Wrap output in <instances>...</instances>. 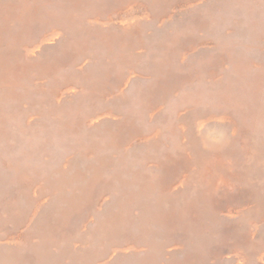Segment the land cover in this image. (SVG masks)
Segmentation results:
<instances>
[{
	"label": "rangeland",
	"instance_id": "rangeland-1",
	"mask_svg": "<svg viewBox=\"0 0 264 264\" xmlns=\"http://www.w3.org/2000/svg\"><path fill=\"white\" fill-rule=\"evenodd\" d=\"M0 92V264H264V0H0Z\"/></svg>",
	"mask_w": 264,
	"mask_h": 264
},
{
	"label": "bare ground",
	"instance_id": "bare-ground-1",
	"mask_svg": "<svg viewBox=\"0 0 264 264\" xmlns=\"http://www.w3.org/2000/svg\"><path fill=\"white\" fill-rule=\"evenodd\" d=\"M233 2H234V0H233ZM233 7H234V6H233ZM237 10H238V9H237ZM232 11H234V10H232ZM221 12H222V11H221ZM221 14H222V13H221ZM222 15H223V14H222ZM224 17H225V15H224ZM224 19H226V18H224ZM212 23H213V22H212ZM222 23H223V22H222ZM217 24H218V23H217ZM215 27H216V25H215ZM216 28H217V27H216ZM219 39H220V38H219ZM220 42H221V41H220ZM219 49H221V48H219ZM222 49H223V48H222ZM229 49H231V48H229ZM214 56H215V55H214ZM206 61H207V60H206ZM207 62H208V61H207ZM205 63H206V62H205ZM205 65H206V64H205ZM234 68H235V67H234ZM211 69H212V68H211ZM236 70H238V69H236ZM237 72H238V71H237ZM236 74H237V73H236ZM237 75H238V74H237ZM197 78H198V77H197ZM199 80H200V79H199ZM216 87H217V86H216ZM232 87H233V86H232ZM5 90H6V89H5ZM214 92H215V91H214ZM0 93H1V92H0ZM223 95H224V94H223ZM226 95H227V94H226ZM245 95H246V94H245ZM250 97H251V95H250ZM11 107H12V106H11ZM218 114H219V113H218ZM75 134H76V133H75ZM193 145H194V144H193ZM159 146H160V145H159ZM78 160H79V159H78ZM77 165H78V164H77ZM100 165H101V164H100ZM93 168H94V167H93ZM237 168H238V167H237ZM98 169H99V168H98ZM128 170H129V169H128ZM56 171H58V170H56ZM68 171H69V170H68ZM94 171H97V168H96V170H94ZM98 171H99V170H98ZM129 171H130V170H129ZM247 172H248V171H247ZM54 173H55V172H54ZM73 173H74V172H73ZM96 173H97V172H96ZM96 173H95V174H96ZM113 174H114V173H113ZM17 175H18V174H17ZM132 175H133V174H132ZM68 176H69V175H68ZM74 176L79 177L78 174H75ZM98 176H99V174H98ZM16 177H18V176H16ZM114 177H115V176H114ZM114 177H113V178H114ZM74 178H75V177H74ZM106 178H107V177H106ZM65 179H66V177H65ZM71 179H72V178H71ZM77 179H78V178H77ZM80 179H81V178H80ZM92 179H93V178H92ZM138 179H139V178H138ZM19 180H20V179H19ZM72 180H73V179H72ZM81 180H82V179H81ZM7 181H8V180H7ZM17 181H18V180H17ZM139 181H140V180H139ZM65 182H66V180H65ZM70 182L72 183V182H74V181H70ZM75 182L77 183V181H75ZM106 182H107V181H106ZM7 183H8V182H7ZM55 183H57V182H55ZM71 183H70V184H71ZM76 183H75V185H76ZM89 183H90V182H89ZM91 183H92V182H91ZM98 183H99V182H98ZM143 183H144V182H143ZM57 184H58V183H57ZM57 184H56V185H57ZM60 185H61V184H60ZM65 185H66V184H65ZM65 185H63V186H65ZM81 185H83V184L81 183ZM136 185H138V184H136ZM139 185H140V183H139ZM139 185H138V187H139ZM141 185H142V184H141ZM144 185H145V184H144ZM144 185H143V186H144ZM70 186H71V185H70ZM67 187H68V186H67ZM149 187H150V186H149ZM149 187H147V188L149 189ZM152 187H153V186H152ZM64 188H65V187H64ZM140 188H142V187H140ZM140 188H139V189H140ZM143 188H144V187H143ZM143 188H142V189H143ZM59 189H60V188H59ZM72 189H73V188H72ZM145 189H146V188H145ZM55 190H56V189H55ZM67 190H68V189H67ZM74 190H75V189H74ZM81 190H82V189H81ZM150 190L152 191V189H150ZM58 191H59V190H58ZM62 191H63V190H62ZM71 191H72V190H71ZM75 191H76V190H75ZM75 191H74V193H73V192H70V193L75 194ZM91 191H92V189H91ZM91 191H90V192H91ZM138 191H140V190H138ZM138 191H136V192H138ZM142 192H143V191H142ZM60 193H63V192H60ZM117 193H118V192H117ZM145 193H146V192H145ZM137 194H138V193H137ZM140 194H141V193H140ZM150 194H151V192H150ZM61 195H62V194H61ZM66 195H67V194H66ZM75 195H76V194H75ZM145 195H146V194H145ZM145 195H144V196H145ZM59 197H60V196H59ZM69 197H70V196H69ZM77 197H78V196H77ZM142 197H143V196H142ZM150 197H152V196H150ZM185 197H186V196H185ZM63 198H65V197H63ZM75 198H76V196H75ZM91 198H92V197H91ZM134 198H136V197H134ZM143 198H144V197H143ZM143 198H142V199H143ZM145 198H146V197H145ZM147 198H148V197H147ZM151 199H152V198H151ZM57 200H59V199H57ZM145 200H146V199H145ZM53 201H54V200H53ZM61 201H62V200H61ZM65 201H66V200H65ZM73 201H74V200H73ZM140 201H141V199H140ZM151 201H152V200H151ZM151 201H150V202H151ZM63 202H64V201H62V203H63ZM66 202H67V201H66ZM150 202H149V203H150ZM152 202H153V201H152ZM57 203H58V202H57ZM67 203H68V202H67ZM129 204H130V203H129ZM129 204H128V205H129ZM150 204H151V203H150ZM61 205H62V204H61ZM128 205H127V206H128ZM132 205H133V204H132ZM59 206H60V205H59ZM122 213H123V212H122ZM121 215H122V214H121ZM123 216H124V215H123ZM150 217H151V216H150ZM68 219H69V218H68ZM140 219H141V218H140ZM143 219H144V218H143ZM150 219H151V218H150ZM133 220H134V219H133ZM118 222H119V221H118ZM130 222H132V220H131ZM134 222H135V221H134ZM146 223H147V222H146ZM146 223H145V224H146ZM148 223H149V222H148ZM135 224H136V223H135ZM143 224H144V223H143ZM133 225H134V224H133ZM146 225H147V224H146ZM151 225H153V224H151ZM151 225H150V226H151ZM109 226H110V224H109ZM135 227H136V226H135ZM135 227H134V228H135ZM140 227H142V226H140ZM147 227H148V226H147ZM122 228H123V227H122ZM132 228H133V227H132ZM134 228H133L132 230H134ZM148 228H149V227H148ZM136 229H137V228H136ZM143 229H144V226H143ZM145 229H146V228H145ZM138 231H140V230H138ZM138 231H137V232H138ZM143 231H144V230H143ZM143 231H141V232H143ZM146 232H147V234H148V231H145V233H146ZM141 234H142V233H140V235H141ZM141 236H143V234H142ZM146 236H147V235H146ZM148 236H149V235H148ZM143 240H144V239H143ZM152 243H153V242H152ZM150 252H151V251H150ZM143 253H144V252H143ZM143 256H144V255H143Z\"/></svg>",
	"mask_w": 264,
	"mask_h": 264
}]
</instances>
